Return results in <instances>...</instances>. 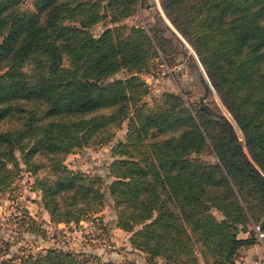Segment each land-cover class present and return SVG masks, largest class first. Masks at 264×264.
Segmentation results:
<instances>
[{
	"label": "trees",
	"instance_id": "1",
	"mask_svg": "<svg viewBox=\"0 0 264 264\" xmlns=\"http://www.w3.org/2000/svg\"><path fill=\"white\" fill-rule=\"evenodd\" d=\"M159 3L243 140L202 100L190 107L171 91L142 100L148 89L136 72L173 46L162 23H120L143 0H0V192L22 170L44 169L32 187L51 222L96 220L103 179L64 158L109 143L126 120L108 165L116 227L149 263L237 264L238 249L255 242L240 232L264 229V0ZM103 20L113 25L93 33ZM123 68L128 76L108 80ZM18 258L0 264H110L56 248Z\"/></svg>",
	"mask_w": 264,
	"mask_h": 264
},
{
	"label": "rangeland",
	"instance_id": "2",
	"mask_svg": "<svg viewBox=\"0 0 264 264\" xmlns=\"http://www.w3.org/2000/svg\"><path fill=\"white\" fill-rule=\"evenodd\" d=\"M24 1L29 2V0ZM159 5V0H143V4L138 6L133 14L120 21L128 26L141 25L146 29L154 25L161 27L162 23L164 35L173 45L164 53L159 51L153 56L147 70L136 72L145 81L148 89L142 100L151 104L154 99L160 98L164 91L181 94L190 107L202 100L216 113L224 114L231 120L235 132L242 141L240 129L234 124L212 87L204 67L192 52L190 44L167 22ZM108 25L113 23L108 20L100 21L92 26L91 31L97 34ZM128 75L129 71L123 68L111 75L108 80L124 78ZM126 123L124 120L114 129L113 139L109 143L85 146L68 153L64 158V162L70 168L82 170L90 175H99L103 179L106 203L95 215L96 220L84 219L78 224L51 222L48 212L41 204L39 191L32 187L35 177L43 175L44 169H39L36 174L22 170L10 187L0 192V238L3 249L0 253V261L14 258L17 262L21 255L37 254L48 248H56L94 254L110 264H161L159 258H156L154 263L147 262L146 255L131 246L130 232L116 227L115 224V211L108 195V184L112 179L108 165L113 159L111 145L118 139H124ZM16 154L20 159L18 150ZM200 157L208 161L214 160L212 153H203ZM214 213L219 215L218 211ZM257 225L251 223L248 227L249 231L240 232L242 236L252 232L255 242L238 249L235 255L237 264L241 263L240 259L244 262L246 257L249 259L246 264H264V229L257 230ZM253 255L257 258L255 259Z\"/></svg>",
	"mask_w": 264,
	"mask_h": 264
},
{
	"label": "crops",
	"instance_id": "3",
	"mask_svg": "<svg viewBox=\"0 0 264 264\" xmlns=\"http://www.w3.org/2000/svg\"><path fill=\"white\" fill-rule=\"evenodd\" d=\"M248 250H251V249L248 248ZM253 257H254L255 259L257 258L256 255H253ZM247 258H248V257L245 258L244 262L242 261V259H240V262H241L240 264H246V263H248V262H249V261H248L249 259H247Z\"/></svg>",
	"mask_w": 264,
	"mask_h": 264
},
{
	"label": "water",
	"instance_id": "4",
	"mask_svg": "<svg viewBox=\"0 0 264 264\" xmlns=\"http://www.w3.org/2000/svg\"><path fill=\"white\" fill-rule=\"evenodd\" d=\"M164 14V13H163ZM165 15V14H164ZM194 53H195V51H194ZM196 54V53H195ZM197 56V55H196ZM198 58V57H197ZM199 60V59H198ZM231 117V116H230ZM235 123V122H234Z\"/></svg>",
	"mask_w": 264,
	"mask_h": 264
},
{
	"label": "built area",
	"instance_id": "5",
	"mask_svg": "<svg viewBox=\"0 0 264 264\" xmlns=\"http://www.w3.org/2000/svg\"><path fill=\"white\" fill-rule=\"evenodd\" d=\"M256 228H257V230H259V227L258 226Z\"/></svg>",
	"mask_w": 264,
	"mask_h": 264
}]
</instances>
